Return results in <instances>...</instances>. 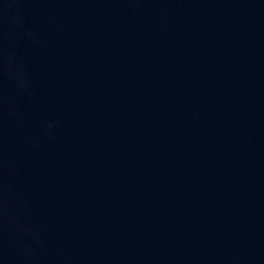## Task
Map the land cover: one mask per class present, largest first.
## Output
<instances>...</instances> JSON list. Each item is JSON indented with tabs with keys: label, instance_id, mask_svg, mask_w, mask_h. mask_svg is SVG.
Segmentation results:
<instances>
[{
	"label": "water",
	"instance_id": "obj_1",
	"mask_svg": "<svg viewBox=\"0 0 264 264\" xmlns=\"http://www.w3.org/2000/svg\"><path fill=\"white\" fill-rule=\"evenodd\" d=\"M0 42L43 264H264V0H0Z\"/></svg>",
	"mask_w": 264,
	"mask_h": 264
},
{
	"label": "clouds",
	"instance_id": "obj_2",
	"mask_svg": "<svg viewBox=\"0 0 264 264\" xmlns=\"http://www.w3.org/2000/svg\"><path fill=\"white\" fill-rule=\"evenodd\" d=\"M17 24L22 21L17 20ZM34 43L31 32L28 33ZM7 74L14 82L17 94L21 97H30L32 88L28 73L23 61L8 54L0 42V76ZM8 116L20 119L15 105L11 104L0 89V260L6 264H43L48 255L45 241L42 238V230L39 224L30 221L26 217V211L30 200L26 194L15 191L9 185L8 178L19 171L18 166L11 160H6L3 147V118ZM58 120H51L45 125V130L50 137H54ZM33 147H38L33 145ZM10 239L19 256H6L3 241L5 236ZM56 264H70L69 257L60 252L55 257Z\"/></svg>",
	"mask_w": 264,
	"mask_h": 264
}]
</instances>
